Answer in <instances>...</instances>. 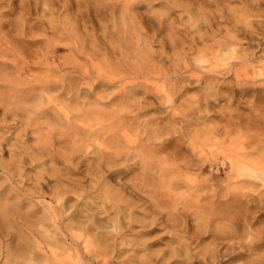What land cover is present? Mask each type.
Instances as JSON below:
<instances>
[{
	"label": "clouds",
	"instance_id": "clouds-1",
	"mask_svg": "<svg viewBox=\"0 0 264 264\" xmlns=\"http://www.w3.org/2000/svg\"><path fill=\"white\" fill-rule=\"evenodd\" d=\"M0 264H264V0H0Z\"/></svg>",
	"mask_w": 264,
	"mask_h": 264
}]
</instances>
